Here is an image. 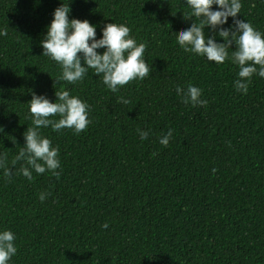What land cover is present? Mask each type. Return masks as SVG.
<instances>
[{
  "label": "trees",
  "instance_id": "1",
  "mask_svg": "<svg viewBox=\"0 0 264 264\" xmlns=\"http://www.w3.org/2000/svg\"><path fill=\"white\" fill-rule=\"evenodd\" d=\"M60 2L97 38L107 23L129 27L148 76L115 93L92 69L59 80L40 40ZM240 2L236 19L264 34V0ZM189 15L184 0H0V230L17 248L8 264H264V78L253 74L242 94L230 60L185 52L177 36ZM188 84L206 105L182 102L175 88ZM63 90L87 103L90 123L79 133L41 127L60 167L26 178L25 162L12 161L32 126L31 94L54 102Z\"/></svg>",
  "mask_w": 264,
  "mask_h": 264
},
{
  "label": "clouds",
  "instance_id": "2",
  "mask_svg": "<svg viewBox=\"0 0 264 264\" xmlns=\"http://www.w3.org/2000/svg\"><path fill=\"white\" fill-rule=\"evenodd\" d=\"M190 9L193 22L185 30L178 32L177 44L185 51L203 56L209 62L223 64L226 59L235 64L239 71L233 81L234 89L242 94L247 92L253 74L264 78V34L256 30L245 20L236 19L240 12V0H184ZM215 6V9H213ZM69 3L60 2L51 13V20L40 40L41 55L49 57L59 64V80L76 83L82 80L89 69L102 77V83L113 93L129 81L140 80L148 76L150 66L143 59L144 43H137L129 34L125 24L107 23L100 30L97 38L96 25L88 20H69ZM198 20L199 22H195ZM232 23L223 27L228 19ZM215 31L223 42L218 43L212 36H205L204 29ZM6 32L0 31V36ZM230 45L234 50L229 54ZM103 49L102 52L97 50ZM176 94L183 103L192 106H204L207 101L200 99L201 89L188 84L185 88L176 86ZM55 101L34 92L28 102L32 126L27 127L23 135L24 144L12 161L23 160L19 172L31 179L32 172L43 174L45 171L55 174L60 167L58 148L40 134L41 127H51L53 131L70 128L75 133L83 131L90 123L89 106L78 96L70 95L68 90L54 92ZM122 103L127 100L120 98ZM52 117H58L52 119ZM141 140L148 138L149 133L137 129ZM172 135L171 130L165 133L159 144L167 146ZM0 166L3 158L0 157ZM9 175V169H4ZM38 199L43 202L46 193H40ZM107 228V224L101 225ZM15 235L12 231L0 230V264H8L17 252Z\"/></svg>",
  "mask_w": 264,
  "mask_h": 264
}]
</instances>
